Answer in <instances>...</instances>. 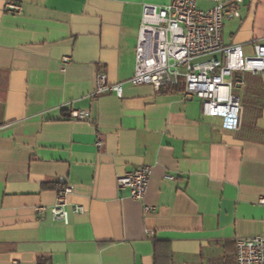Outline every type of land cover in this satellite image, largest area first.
<instances>
[{"label": "crops", "instance_id": "1", "mask_svg": "<svg viewBox=\"0 0 264 264\" xmlns=\"http://www.w3.org/2000/svg\"><path fill=\"white\" fill-rule=\"evenodd\" d=\"M170 1L0 0V264H235V240L264 237V74H241L237 131L181 88L127 83L143 5ZM235 10L223 43L252 56L264 0ZM99 75L122 97L95 94ZM140 166L137 201L116 179ZM66 185L64 225L50 208Z\"/></svg>", "mask_w": 264, "mask_h": 264}, {"label": "built area", "instance_id": "2", "mask_svg": "<svg viewBox=\"0 0 264 264\" xmlns=\"http://www.w3.org/2000/svg\"><path fill=\"white\" fill-rule=\"evenodd\" d=\"M199 1L211 7L200 9ZM241 0H171L164 6L143 5L134 49L132 86L148 85L154 91L181 88L184 101L196 99L201 116L218 118L225 130L237 131L241 125L242 106L239 94L245 87L241 74H264V44L254 46V54L245 56L240 46H226L221 29L224 19L238 17L235 6ZM12 13L20 11L7 5ZM63 62H67L64 58ZM122 84L109 85L105 76L96 78L95 94L114 93L122 97ZM87 111H71L69 118L88 120ZM100 146V142L96 143ZM151 170L147 166L125 172L116 179V188L131 199L140 201L146 192ZM168 179H171L167 177ZM72 192L66 185L57 192L50 215L54 222L66 225V197ZM264 205V196L258 198ZM153 208H145V212ZM45 207L35 209L37 215ZM73 214L83 208L74 206ZM235 264H264V237L235 240Z\"/></svg>", "mask_w": 264, "mask_h": 264}]
</instances>
